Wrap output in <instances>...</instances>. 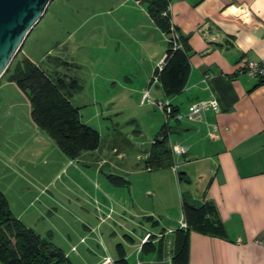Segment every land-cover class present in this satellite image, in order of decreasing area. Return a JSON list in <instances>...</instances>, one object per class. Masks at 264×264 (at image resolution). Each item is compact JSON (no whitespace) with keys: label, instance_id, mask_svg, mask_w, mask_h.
Masks as SVG:
<instances>
[{"label":"rangeland","instance_id":"1","mask_svg":"<svg viewBox=\"0 0 264 264\" xmlns=\"http://www.w3.org/2000/svg\"><path fill=\"white\" fill-rule=\"evenodd\" d=\"M145 10L136 0H52L25 44L48 73L52 57L62 58V71L79 85L69 100L79 109L80 121L98 132V151L70 160L45 133L26 124L25 103L13 101L11 116L0 108V143L10 141L15 151L0 145V192L12 214L71 264H99L108 255L114 260L117 249L129 264L137 258L139 264H161L155 253L138 255V238L158 234V224L178 223L181 195L199 188L178 182L171 168L148 171L144 165L164 127L161 112L143 100L144 93L149 91L150 100H164L156 84L148 82L167 48L164 37L150 28ZM168 137L181 140L178 134ZM182 158L175 160L177 172L183 171ZM121 162L129 165L123 172ZM111 174L127 181L114 188L121 203L100 191L105 185L113 188L107 180Z\"/></svg>","mask_w":264,"mask_h":264},{"label":"crops","instance_id":"2","mask_svg":"<svg viewBox=\"0 0 264 264\" xmlns=\"http://www.w3.org/2000/svg\"><path fill=\"white\" fill-rule=\"evenodd\" d=\"M241 4L248 6L252 24H245L232 14L231 7ZM168 9L173 27L183 38L187 77L182 91L168 99L157 85L155 88L160 89V96L169 100L180 113H187L192 103L208 99H214L219 109L217 112L205 111L201 119L184 121V125L182 121L175 122L171 127L181 131L175 133L181 140H168L169 148L170 144H175L186 149L183 155L172 157L173 161L183 157V171L180 172L183 180L188 186L194 182L199 187L193 194L186 191L184 198L190 203L212 205L213 218L225 232L224 236H216L190 230L186 264H264V248L255 243L258 239L264 242V81L238 74L243 57L256 61L264 59V0H169ZM149 20L150 28L159 32ZM34 28L24 40L20 55L41 68L25 50ZM49 53L50 50L46 52ZM46 54L40 59L46 58ZM49 62L50 74L67 75L62 71L61 57H52ZM13 101L26 104L29 118L26 124L38 130L30 117V105L24 93L15 83L0 80V108L10 116L13 115ZM1 141V146L15 153L10 141ZM121 163L122 166L118 165L120 171L123 172L125 166L129 168L128 163ZM195 164V168H190ZM177 174L175 171L176 178ZM110 184L113 188L105 185L100 191L110 196L113 203H121L116 199L118 191L114 188L117 186ZM195 195L199 197L194 199ZM180 198L183 218L182 195ZM99 205H95L96 209L101 207ZM99 225L97 223L96 228ZM159 225L158 233H162V230L175 229L178 223ZM143 237L138 238V245L134 243L139 256ZM164 237L166 254L163 260L157 261L168 264L174 236L172 233ZM122 254V250L117 249L114 261ZM139 260L137 258V263Z\"/></svg>","mask_w":264,"mask_h":264},{"label":"trees","instance_id":"3","mask_svg":"<svg viewBox=\"0 0 264 264\" xmlns=\"http://www.w3.org/2000/svg\"><path fill=\"white\" fill-rule=\"evenodd\" d=\"M136 1L146 5L148 17L163 36L170 38L175 32L178 42L182 45V49L173 51L172 43L166 41L164 65L161 70L157 67L154 70L153 77L157 78L156 85L168 99L182 91L187 77L183 38L170 21L169 0ZM20 51L14 56L0 79L6 77L7 81L15 83L24 93L30 105V117L38 130L52 139L70 160H76L88 152L98 151L100 148L98 132L80 121L79 109L69 100L70 94L79 88L77 80L73 77L70 79L67 75L45 72L26 57H19ZM172 109L178 112L173 106ZM171 128L169 124H164L160 132L164 130L168 132ZM157 136L154 144L148 149L147 159L144 162L148 170L168 168L173 165L171 150L168 146V133L160 141ZM107 178L115 186H124L127 183L120 176L111 174ZM177 178L183 181L182 173L178 172ZM182 210L187 229L175 228L172 253H169L171 259L168 264L187 263V235L190 230L208 235H225L223 226L213 218L212 205L190 203L182 195ZM142 252L155 253L158 261L163 260L166 254L165 237L156 245L143 244ZM124 257V254L120 255L119 259L114 261L115 264H126ZM0 263L71 264L62 251L48 239L27 228L12 214L9 202L2 192H0Z\"/></svg>","mask_w":264,"mask_h":264},{"label":"built area","instance_id":"4","mask_svg":"<svg viewBox=\"0 0 264 264\" xmlns=\"http://www.w3.org/2000/svg\"><path fill=\"white\" fill-rule=\"evenodd\" d=\"M231 9H232V14L235 15L237 18H239L243 23L248 24V25L252 24V16L246 4H241V5H237L234 7L232 6ZM171 30H173V28H171ZM163 37L166 41L172 43L173 51L182 49V45L180 42H178V37L175 32L172 33L170 38H167L166 36H163ZM164 58H165V55L162 57V59L156 66L159 70H161L164 65ZM242 63H243V66L238 71V74L244 75L251 79H257V80L264 81V59L256 61V60H251L248 57H243ZM151 80L149 82L150 86L153 84H157L156 77H153ZM143 100L156 104L157 109L161 112L163 116L164 124L166 125L169 124L170 121H174V122H181V121H188V120L197 121L201 119L202 114L205 111L211 110L213 112H217L219 110L217 102L214 99H208V100L197 101L195 103H192L188 107L187 113L174 112L170 101L167 99H164L161 101H154L151 98L152 100L151 101L148 90L144 93ZM154 142L155 140L152 141L151 145L154 144ZM170 150H171L172 157L183 155L186 152V149L184 147H181L175 144L173 145L170 144ZM171 167L173 168L174 171H177L178 164H175V161H173V165ZM177 228L182 229V230L187 229V224L183 218H181L178 221ZM174 230L175 229H167L164 233H158L156 235H153L152 233L147 232L142 238L141 244L150 242L152 237H154V239L151 241V243H156L160 239H162L166 234H172ZM81 241H83V239ZM255 243L258 244L260 247L264 248L263 241H260L258 239L255 241ZM72 249L74 250L75 248H72ZM170 259H171V256H169L167 259L168 263L170 262ZM99 264H115V262L110 257L105 256Z\"/></svg>","mask_w":264,"mask_h":264},{"label":"water","instance_id":"5","mask_svg":"<svg viewBox=\"0 0 264 264\" xmlns=\"http://www.w3.org/2000/svg\"><path fill=\"white\" fill-rule=\"evenodd\" d=\"M52 0H0V77L22 48L31 30L43 18ZM167 133H181L176 128L162 131L160 141Z\"/></svg>","mask_w":264,"mask_h":264}]
</instances>
